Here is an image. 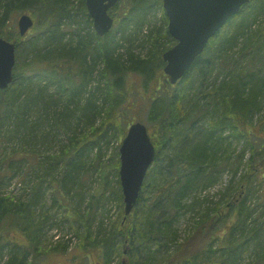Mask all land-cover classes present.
I'll return each mask as SVG.
<instances>
[{
  "label": "trees",
  "instance_id": "trees-1",
  "mask_svg": "<svg viewBox=\"0 0 264 264\" xmlns=\"http://www.w3.org/2000/svg\"><path fill=\"white\" fill-rule=\"evenodd\" d=\"M120 1L110 10L114 27L101 36L85 0H0V36L16 44L14 79L0 88V146L11 147L12 175L0 167V177L12 180L24 165L36 182L25 198L0 189V264H35L28 259L67 251L68 244L46 240L49 207L62 202L66 222L84 236L80 246L99 249V264H264V189L256 196L264 187V0L231 17L176 84L164 77L158 85L163 53L176 43L162 0ZM31 7L45 22L21 36L11 15ZM129 74L143 78L156 155L126 214L120 150L111 165L101 158L112 139L126 135L119 121L136 101ZM92 163L101 168L97 187L86 180ZM227 169L231 180L211 197ZM45 185L55 191L50 206ZM111 200L120 204L119 217L97 221ZM4 222L12 224L5 234ZM13 229L28 244L13 239Z\"/></svg>",
  "mask_w": 264,
  "mask_h": 264
},
{
  "label": "water",
  "instance_id": "water-1",
  "mask_svg": "<svg viewBox=\"0 0 264 264\" xmlns=\"http://www.w3.org/2000/svg\"><path fill=\"white\" fill-rule=\"evenodd\" d=\"M120 0H86L95 31L103 36L114 25L110 10ZM251 0H162L168 19V31L175 45L163 53V70L176 84L204 51L209 40L237 15ZM34 26V19L23 14L18 19L21 36ZM16 44L0 36V88L6 89L14 79ZM156 150L148 127L141 121L132 123L120 146V182L129 214L136 206L145 176L154 162Z\"/></svg>",
  "mask_w": 264,
  "mask_h": 264
},
{
  "label": "rangeland",
  "instance_id": "rangeland-1",
  "mask_svg": "<svg viewBox=\"0 0 264 264\" xmlns=\"http://www.w3.org/2000/svg\"><path fill=\"white\" fill-rule=\"evenodd\" d=\"M121 2V1H120ZM38 8V7H36ZM122 8V7H121ZM119 8V11L120 9ZM31 9V10H30ZM29 10H19V11H15L12 13L11 18H10V23L13 22L14 23V29L16 28L17 31H19L18 29V25H17V20L20 17V15L22 13H28L30 14L35 22L36 25H43V21L42 17H40V15L36 14L34 12V8H30ZM38 13V12H37ZM114 18L115 14L112 13ZM158 21V26L160 27L161 25L159 24L161 21V13L160 11H158L156 13V15H154V20ZM45 22V21H44ZM10 23H8L7 25H4L3 31H4V27L7 33L9 30L6 28H11L13 27V25H9ZM12 23V24H13ZM115 25V24H114ZM35 26V25H34ZM113 28V27H112ZM33 30V28L28 32V35L31 34V31ZM164 30V29H163ZM167 41V39H166ZM140 50V48L138 49ZM158 80L159 82H157L156 85L160 84H164L163 78L166 77L167 79H169L168 75L165 74L163 68L161 70L158 71ZM126 84L127 87L129 88L130 91V99L135 98L136 101L134 104H130L131 102L129 101L128 103H126V105L124 106V109L122 111L124 118L122 117V121H119L120 125L122 126V128L124 129V131H128L129 129V122H136L138 120L142 121L143 123H145L148 126V129L151 131V125L147 122L146 120V109H145V104H146V100H145V92L143 91V78L138 75V74H129L126 78ZM133 101V99H132ZM264 109V108H263ZM262 109V110H263ZM264 115V111H262V114ZM116 135H119V133L117 132ZM124 138V135H119L118 137L112 139V141L107 145V147H104L103 150V157L101 158L102 162L105 165H108L112 162V158L114 156V154L117 152H119L120 150V146L122 144V140ZM233 147H235V151L234 154L237 153V151H239L240 149H242V144H238L237 147L235 144L232 145V149ZM98 151V148L95 149L94 151V157H95V153ZM250 152V151H249ZM248 152V154H249ZM247 154V155H248ZM11 156V147L8 146L6 148H3L2 146H0V167L2 172L7 174V175H12V171L10 169H8V163L9 160L6 159V157H10ZM92 157V158H94ZM96 159V158H95ZM92 161V160H91ZM90 167V166H89ZM86 170V169H85ZM110 170V176H109V180H113L114 181V185L117 186V182H116V177H114V173L116 172V169H109ZM108 170V172H109ZM14 172L16 173V176L14 178H12V181L7 179V177H0V189L2 191V194L8 196V195H19L18 197L24 198L28 195V188L30 185L33 186V184H35V180H34V172L33 170L27 171V168L22 165L21 169L19 168L17 170V168L15 167ZM13 172V173H14ZM26 172L28 173L27 176H25L24 174H26ZM242 171L240 170V172L237 174L236 178L240 175ZM102 177V173H101V168L97 166L93 167V163L90 167V173H88V177H87V183L88 186L91 187H97L100 182H101V177ZM233 176V172L231 169H227L223 175V178L221 179L220 184L214 186L211 190V197L215 196L217 194V190L222 189V187L228 183L231 178ZM8 184H13L14 188L13 189H8ZM86 186V187H88ZM257 186V185H255ZM46 191H45V198L47 204L50 206L53 203V196H55V191L53 189V187H49L47 185H45ZM262 189H264V187H261L258 189V192L256 193V196H258L259 193L262 192ZM91 188H86V192L87 194L91 191ZM89 195V194H88ZM88 195H86L88 197ZM106 195H109V192H106ZM72 196V195H71ZM69 197V196H68ZM86 197V198H87ZM89 198V197H88ZM87 198V199H88ZM70 201V200H68ZM257 202L256 197L254 196V200L253 203ZM59 203V202H58ZM77 203V202H76ZM87 201H84L83 205H80V208H82L80 211L83 213V215H86L89 212V208H87L86 206ZM75 203L69 204L70 207H73ZM77 207H79L78 205H76ZM125 206V204H124ZM123 206V207H124ZM105 209L107 211L102 212L103 209L99 208V215L96 216L97 221H100L102 219H104L105 223H110L111 219L112 220H117V217H119V213L121 212L120 210V204H118L116 201L111 200L109 202L105 203ZM258 207H261V205H259ZM51 210H48L49 215L51 216V220L50 223L52 222L51 226L46 228V235L47 238L46 240L48 242H51L50 246L56 244L57 242H59L60 244H68L67 247V251L65 252H51V254L47 255L46 258L42 259L40 262H35L36 260L33 259V257L28 259V263H35V264H99V260H100V256H99V249H97L96 247L93 246H87L81 247L80 245L84 243V236L83 238H81L80 235L75 234V232L72 230L71 228V224H69V222H66V216L68 215L69 212V206L66 205L65 202H62V204L59 206V204H57L55 207H49ZM48 209V207H46V210ZM98 209V208H97ZM94 213L92 214L91 217H94ZM182 220V219H181ZM185 222H186V218L183 219V221H181L180 225H181V229L184 231V226H185ZM56 223V224H54ZM12 224L11 222L8 223V225L6 226V222L3 223L2 227H1V232H3V234H5L8 230V228H12L10 227ZM96 225V223H95ZM7 227V228H6ZM181 231V236L184 237L185 233ZM1 235V234H0ZM10 235H12L17 241H21L22 244L27 243V240L24 237L23 233H20V231H17L15 229L10 230ZM28 244V243H27ZM26 244V245H27ZM93 247V248H92ZM90 248V249H89ZM82 258V259H81ZM246 261L250 260L251 257L250 255H247L245 257ZM121 260V257H120Z\"/></svg>",
  "mask_w": 264,
  "mask_h": 264
},
{
  "label": "bare ground",
  "instance_id": "bare-ground-1",
  "mask_svg": "<svg viewBox=\"0 0 264 264\" xmlns=\"http://www.w3.org/2000/svg\"><path fill=\"white\" fill-rule=\"evenodd\" d=\"M124 137H125V136H124ZM11 181H12V180H11ZM0 184H1V183H0ZM7 188L11 190V189L14 188V185H13V184H12V185H11V184H8V187H7ZM8 196L14 197V198H16V199L19 198V197H18L19 195H14V196H13V195H8ZM20 198H21V197H20ZM24 198H25V197H24Z\"/></svg>",
  "mask_w": 264,
  "mask_h": 264
},
{
  "label": "flooded vegetation",
  "instance_id": "flooded-vegetation-1",
  "mask_svg": "<svg viewBox=\"0 0 264 264\" xmlns=\"http://www.w3.org/2000/svg\"><path fill=\"white\" fill-rule=\"evenodd\" d=\"M85 2H86V0H85ZM87 7V6H86ZM34 8H36V7H34ZM37 10H38V8H36ZM87 9V8H86ZM87 13H88V9H87ZM23 14H28V13H22L21 15H23ZM89 14V13H88ZM20 15V16H21ZM30 15V14H29ZM20 18V17H19ZM18 18V19H19ZM34 19V18H33ZM92 19V18H91ZM17 25H18V20H17ZM34 25H36V22H35V20H34Z\"/></svg>",
  "mask_w": 264,
  "mask_h": 264
}]
</instances>
